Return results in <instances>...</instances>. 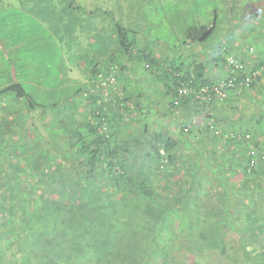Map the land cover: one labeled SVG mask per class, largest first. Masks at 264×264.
<instances>
[{"label":"trees","instance_id":"16d2710c","mask_svg":"<svg viewBox=\"0 0 264 264\" xmlns=\"http://www.w3.org/2000/svg\"><path fill=\"white\" fill-rule=\"evenodd\" d=\"M111 1L89 11L81 0H0V10L3 3L7 8L31 5L35 19L51 16L49 27L56 36L61 27L52 20L64 25L68 17L69 36L83 21L85 31L96 34L92 39L86 35L95 53L79 58L86 81L61 101L53 92L54 80L53 86L44 85L48 93L43 84L34 86L31 69L19 76L2 46L0 264H264V104L252 116L255 130L241 125L229 132L212 113L219 100L211 95L205 100L203 92L231 77L246 83L248 72L235 76L228 59L243 63L244 54L231 55L222 43L210 45L220 28L231 32L240 21L237 12L243 8L237 9L244 0H207L214 5L210 23L199 18L202 8L196 4L191 12L196 18L180 43L191 53L183 56L179 47L170 46L173 57L156 51L160 42L142 29L139 15L126 25L120 1ZM127 2L135 3L138 12L158 10L157 4L159 10L168 9L165 0ZM170 2L176 19L181 0ZM228 9L234 22L221 27ZM81 11L84 19L78 17ZM97 18L106 26L91 25ZM253 18L262 22L264 13L256 11ZM259 34L252 31L247 39L249 57L264 43ZM207 46L216 49V56L199 59L193 49ZM141 66L162 85L160 101L168 100L163 114L134 78ZM212 66H222L227 76L212 79ZM110 78L114 83L108 85ZM255 80L248 87L253 89ZM42 95L52 101L39 102L36 96ZM105 97L111 98L106 102ZM207 110L215 123L197 134L191 118ZM179 112L177 132L171 119ZM150 116L162 130L153 128ZM185 155L191 174L180 173Z\"/></svg>","mask_w":264,"mask_h":264},{"label":"rangeland","instance_id":"374dc122","mask_svg":"<svg viewBox=\"0 0 264 264\" xmlns=\"http://www.w3.org/2000/svg\"><path fill=\"white\" fill-rule=\"evenodd\" d=\"M123 9L121 13V17L123 22L128 25L135 17H137L140 20V24L142 26V29L145 32H148L151 39H156L158 42H160L156 47V51L161 55H171L173 57L174 52L171 51L170 46L177 47L176 51L178 50V47L180 48V43L183 42L185 39V36L183 35V31L186 29V26L188 23H190L194 17L192 16L191 12L193 13V9L198 4L199 8L201 9L199 18L203 20L204 22H209L212 18V10L214 7L213 4H210L207 2V0H181L180 4H177L180 6V9H177L176 19L172 18L173 15H171V7L169 4L170 0H165V5L168 8L167 11L159 10L160 6L157 4L155 9L158 10H152L150 8L144 9L142 12L137 11V6H135V3H133V6H130L127 0H119ZM89 11L93 10L96 5L98 6H106V4L113 5V1L111 0H81V2ZM31 5H24V6H18L7 8L6 5L3 3L2 10H0V20L4 23L3 27H0V68L2 67V60L5 58L1 52H4L5 47V53H8L7 56L10 58V60H14L15 69L18 71V75L20 76L21 72H27L28 69H31L30 77H33L35 75V78L37 79L36 84H33L34 86L43 84V89L46 93H48V88L44 85H48L49 87L53 86L55 81V89L54 94L57 95L59 98L58 100L61 101L62 99L66 100L69 99L72 92H74L75 87L80 86V84L83 81H86L87 75H86V69H84L83 64L82 66L79 65L80 57L85 55H92L95 53V47L93 45H88L89 41L88 39L91 37H95V31L86 32L84 26L85 21H83L80 25H76L77 27L73 30L76 33L74 35H70L66 32V28L69 25L70 17H68L66 22L63 24H57V20H52L51 22L53 25H56L57 27H61V35L56 36L55 31H53L52 28H50V22L51 16L48 18V20H39L35 19V15H33V9L30 7ZM212 6V7H211ZM108 7V6H107ZM112 7V6H110ZM109 7V8H110ZM150 7H153L152 5ZM177 7V6H176ZM240 8H243V11H238ZM170 9V10H169ZM231 9H228V12L226 14L221 15V27L229 26L231 23L228 22H234V12L230 11ZM237 15L240 19L238 23L234 25L233 28H231V32L220 28V33L218 32L219 38L216 40L217 37H214L213 41L210 43L211 46H216V44L222 43L225 47L231 48V55L237 56L241 55V53L244 54L243 64L246 66L248 70L254 68L255 66L261 67L264 66L262 62H264V50L261 55L257 52L255 49L250 57L248 56L247 51L248 45H250V42L247 41V39H250L252 37V31L254 33H257L259 35H262L264 37V21H259L257 18H253L254 12H261L264 13V7L256 4L254 0H244V3L242 7L240 6L239 9H237ZM58 12V11H57ZM167 12V13H166ZM240 13V14H239ZM116 17L119 18L118 12L115 13ZM182 16V17H181ZM33 17V18H32ZM78 17L85 18L84 12L81 11ZM181 17L182 23H178L179 19ZM58 19V17H57ZM174 19V20H173ZM261 22V24L259 23ZM210 23V22H209ZM243 23H245V26H249L250 28L244 27ZM106 21H102L101 19H96L94 24L91 25L97 26L98 28H102V26H106ZM259 25V26H258ZM262 25V26H260ZM232 26V25H231ZM73 31H70L71 33ZM104 34V33H103ZM232 34H235L232 36ZM89 37H87V36ZM74 36V37H73ZM106 37L107 35H103ZM42 37L41 40L38 38ZM64 38L65 40H61V38ZM74 38V40H72ZM78 38V40H77ZM216 41V42H215ZM232 45H235L236 47H232ZM253 45V44H252ZM251 45V46H252ZM3 46V47H2ZM254 46V45H253ZM252 46V47H253ZM8 47L9 49H6ZM255 47V46H254ZM16 49V54H12L11 50ZM175 51V52H176ZM194 54L197 53L199 56V59L206 60L205 58L214 59L216 56V49H211L210 46L207 47H197L196 50L193 49ZM180 54L183 56L190 55L191 51L187 50V48H180L179 51ZM246 55L248 57H246ZM14 59H13V58ZM86 63V60H84ZM2 64V65H1ZM25 69V70H24ZM34 69H37L35 71ZM209 73L210 76L213 77L212 79H215V77H220L222 75H226L225 68L222 66L218 67H209ZM39 72V74H37ZM22 76V75H21ZM227 76V75H226ZM263 76V77H262ZM261 78H258L259 80L262 79V82L264 81V75H262ZM137 78L139 86L145 90L147 93H151L153 96L154 101H158L159 105H154L155 110L157 112H160L161 114L165 113L167 110L168 100L163 101L161 98L160 101V92L162 91V85L154 78V76H150L149 73L144 69V66L138 67L136 74L134 75V78ZM41 79V80H40ZM258 79L255 80L258 81ZM31 80V79H30ZM54 80V81H53ZM47 81V82H46ZM45 82V83H44ZM57 82V83H56ZM2 83H4V80L0 78V87H2ZM51 83V84H50ZM84 83V82H83ZM107 83V82H106ZM264 83V82H263ZM129 91L135 94V89L133 86V83H128ZM110 85V84H108ZM63 86V91L60 90L58 87ZM105 86V85H104ZM255 86H258L255 83ZM30 87V86H29ZM67 87V90L65 89ZM61 88V87H60ZM247 88V87H246ZM256 88V87H255ZM32 91V90H31ZM48 91V92H47ZM251 88L248 87L247 90L245 89L244 94L241 96L245 97L241 102V106H237L233 108L234 110H227L228 112H234V115H238V109L240 110L239 113L246 114V116H249L248 111L252 112L255 111L256 106V99L252 98L254 97L253 94H251ZM253 92V91H252ZM257 92V91H256ZM53 96V95H52ZM259 96V95H258ZM37 100L39 102H46L50 103L52 101L51 98L48 96H36ZM54 99H57L56 96H53ZM111 97L108 98V100ZM106 99V97H105ZM226 99V98H225ZM225 99H220L216 106L214 105L213 109L216 110L215 115L221 114V104H224ZM253 99L255 102H253ZM80 100V98H79ZM106 99V102H108ZM143 100V99H142ZM80 102V101H79ZM144 103L146 104V100H144ZM242 107V109H241ZM91 109V107H89ZM227 109V106H224V110ZM81 111H83L81 109ZM229 112V113H230ZM208 110L205 111V113H197L192 116L191 121H193V124H195V132L198 134L202 133L203 127H206L208 124L215 123L214 120H210L208 118ZM134 116H137L134 114ZM160 116V115H159ZM177 116V117H175ZM173 118L171 119L172 124V130L179 131L180 129V120L182 113H177ZM157 119L154 116H150V121H155L156 125L153 126V128L160 130L161 125L159 121L154 120ZM223 120V119H222ZM180 123H179V122ZM161 122V121H160ZM223 122V121H222ZM162 123V122H161ZM165 123V122H163ZM166 124V123H165ZM226 126H221L222 129L229 128L230 131H239V126H235L236 124H233V122H226ZM167 125V124H166ZM136 127L134 132L139 133L140 127L142 126V123H139L135 125ZM249 127H247L248 129ZM151 131L153 129H150ZM162 130V128H161ZM165 130V129H164ZM201 130V131H199ZM254 130V127H253ZM170 132V130H169ZM228 135L226 136V138ZM222 147V144H220ZM188 150V149H187ZM211 150V149H209ZM208 150V151H209ZM207 151V152H208ZM212 155V154H211ZM187 162V163H186ZM188 157L185 155V160L182 167V171L180 173H190L192 172V167H188ZM180 255V256H179ZM182 254L179 253L178 257H181Z\"/></svg>","mask_w":264,"mask_h":264},{"label":"crops","instance_id":"0c3cea01","mask_svg":"<svg viewBox=\"0 0 264 264\" xmlns=\"http://www.w3.org/2000/svg\"><path fill=\"white\" fill-rule=\"evenodd\" d=\"M256 4H259V5L264 7V2H262L261 0H258V3L256 2ZM260 14H261V12H260ZM257 46L259 48L258 49L259 54L261 55V53H263V50H264V43H261V41H260V43ZM263 82H262V79L261 80L258 79V81L255 82L258 86H255L256 88L254 87L253 89L251 88V90L253 91V92L251 91V94L254 95V97L252 96V98H255L257 103H256V106L254 109L255 111H252V112L248 111L249 116H246V114H244L245 118L241 117L242 114L239 113L240 108L238 109V115H234L235 111H233V113L230 112L231 110H234L233 108H235L237 106H241V102H243L242 100L245 98V97H243L244 95L243 96H241V95L244 94L245 89L247 90V88H244V89L241 88L242 90H241L240 94L236 90H233L230 92L229 96L225 99L224 104H221L222 109H220V110H221L222 115H220V113L217 114L216 120L219 121V120L223 119L225 122L230 121V122H233V124H236L235 126H239V127L241 125H243L244 130L247 129V127H249V128L254 127V130H255L256 129V127H255L256 119H254V118L252 119V116L254 115V113H256L260 109L262 104H264V83ZM253 102H255L254 99H253ZM224 106H227L226 110H224ZM228 109L230 110L229 111L230 113L227 111ZM241 109H242V107H241ZM212 113L213 114L216 113V110L214 109Z\"/></svg>","mask_w":264,"mask_h":264},{"label":"built area","instance_id":"2783aa9c","mask_svg":"<svg viewBox=\"0 0 264 264\" xmlns=\"http://www.w3.org/2000/svg\"><path fill=\"white\" fill-rule=\"evenodd\" d=\"M229 65L231 67V71L235 72V76L240 75L243 72H248L247 74V80L246 83H237L236 78L237 77H231L230 79L224 80L222 82H220L217 85H213V86H206L203 89V92L208 94L207 96L204 97V99H208L209 96L211 95L212 100H220V99H225L229 96L230 92L233 90H236L239 92V94L241 93V88H246L248 87V84L250 82H252L255 79L260 78L262 75H264V66L261 67H257L255 69H250L248 70L246 68V66L243 63L238 62L233 56H229ZM107 83H114V79L110 78L108 79ZM183 93L187 92V89L182 91ZM161 154L163 156L161 163L163 165H166L167 160L164 158L165 157V152L162 150Z\"/></svg>","mask_w":264,"mask_h":264}]
</instances>
